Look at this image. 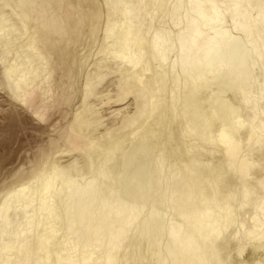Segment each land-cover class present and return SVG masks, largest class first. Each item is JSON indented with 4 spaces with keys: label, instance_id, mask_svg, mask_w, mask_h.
Returning <instances> with one entry per match:
<instances>
[{
    "label": "bare ground",
    "instance_id": "bare-ground-1",
    "mask_svg": "<svg viewBox=\"0 0 264 264\" xmlns=\"http://www.w3.org/2000/svg\"><path fill=\"white\" fill-rule=\"evenodd\" d=\"M139 1L146 4L147 12L149 13L151 10L149 6L155 0ZM188 1L191 7L190 10L194 14H203L205 12V15H201L202 18L198 16L202 21L204 20L203 26H213L210 24H215L214 22L224 17L220 9V6L225 5L220 4V1L224 0ZM239 1L240 3L238 0L237 2H233L231 8H229L231 16L226 15V17L230 16L232 19H235L240 14H244L246 18L248 17L247 21L242 22V24L239 21L241 29H244L242 31L246 33L245 36L252 38L250 44L253 47L255 46L258 55L264 62V36L262 37L264 25H261V22L264 23V0H255L254 3H252V0ZM39 2L40 0H0V63L3 65V71L0 74V162L3 161L2 158L13 162L12 167L9 166L10 162H8L9 171L5 169L6 172H9L8 177L6 176L7 178L5 177L0 181V264H88V261H92L93 264H126L123 260L125 258V251H127V244L132 237L138 234L137 230L142 232L141 229H143V233H145L144 228H156V225L159 227L160 222H163L160 220L161 215L157 214V207L153 203L150 213L146 214L147 216L145 215L146 219L142 217L145 219L143 220L140 217L143 215L145 206H147L145 205L147 201L144 199L148 196L149 192L160 189V187L159 189L156 187L160 184L159 180L163 179L162 175L167 168L172 174L175 173V175H171L172 179L171 176L168 178L174 180L172 181L173 185L165 184L172 187V193L167 194L168 196L166 195V197L172 194V197H170V199L172 198L170 200L172 202L168 201V203L170 202L173 207H176L178 210L177 216L181 222L167 223L166 229L164 228L162 231L156 229L169 235L168 244L165 242L167 250L162 247L165 244L164 240L162 242L159 241L158 244L162 243L161 249L166 250L164 252L168 254L166 257L170 258V261L167 260L169 264H208V257L200 248L199 238H205L215 233L218 230L217 228L220 227L221 221L223 220L222 223H224L226 218L229 217L230 213L228 215L224 213L227 210L225 209L226 207H221L227 200L223 201V204L221 201V203L219 202L221 209L218 206V202H215L214 206L210 207L204 200L194 202L190 208L186 207L197 189H199L202 179L213 183L215 190H217L215 177H212L216 169L213 173L211 170L213 165L210 163L212 166L208 168L205 162H203L205 167H199L198 161L202 153L200 151L196 152L194 149L196 154H201L199 157L196 154L194 156V151L192 148H188V145L182 149H177L170 139H168L167 144L169 147L167 149L159 148L161 119L158 118L161 116L154 117L152 108L154 104L149 98L147 87L151 91L150 96L159 97L164 95L165 90L168 88L167 83L171 80L170 98L174 100L177 93L180 95V97L179 95L177 96L180 98L179 101L181 98L183 100L186 99V103L190 101V107L185 106L187 109L190 108L187 110L190 113L187 112V114L189 113L188 115H190V119L194 123L192 124L190 121L191 123L189 124H192V126L196 124L201 125V118L213 115L214 108L212 109L211 105L213 104L215 107L217 103L223 109L225 108L229 115L234 112L240 113V116H242L241 123L246 124L244 120L248 119V125L246 124L248 128H245L246 130L242 133L240 132L242 131L240 127L239 129L236 128L239 121L237 120V124L235 123L236 121L234 122L236 124L235 128L241 133L237 132V136L230 135V127L227 128L226 126H221L218 134H216L217 138L215 140L220 143L219 148L221 146L224 150L225 155L223 154V157H225L228 163L239 165L250 159V154L246 152L249 146L257 152L264 150V139H261L257 145L250 144L255 135V130L264 128V101L258 98L259 95L264 96V91L259 90V88L256 90V86L252 84V93L247 94L245 86H237L236 83L235 86L237 88L228 92L225 90V80L210 81L215 77L206 80V78H209L208 75H213V70L209 74V71L211 72L210 69H212L211 58L209 59V56L212 55V58L215 56L211 53L215 51L216 41L217 44L219 41L217 46L223 49L226 40L222 41L221 39H223L224 34H231L232 30L229 32V28L228 32L224 33L226 28L217 27L206 33L204 31L205 27L200 25L202 21L198 24L194 20H187L186 24L184 23L186 25L185 27L183 26L184 29L180 33L177 32L179 33L178 36L174 37L175 40L170 45L169 40L173 35L170 34L172 31L165 25L168 23L161 24V28L152 31L150 40L147 38L150 27L143 20L140 3L133 5L128 0H76L75 2L72 0H48L50 9L54 5L56 6V8L54 7L56 11L52 12V10L47 9L44 5L40 7ZM184 3L185 1L181 0L177 2L176 6L174 5L176 14L186 8L187 1L186 6ZM222 9L224 8L222 7ZM50 11L51 14L48 15L47 13H50ZM188 13L191 12H187V15ZM252 13L255 15L249 21V15ZM180 14L179 16L177 15L179 18ZM191 14L193 15V13ZM177 16L175 15L174 17L176 18ZM238 17L237 21L240 20ZM242 17L241 19L243 20L244 17ZM186 18L188 17L186 16ZM191 18L193 19L190 16ZM86 19L90 20L92 34H95L99 30L102 20H105L102 35L103 40L101 46L99 45L100 52L104 57L93 63V66H95L94 71L88 72L87 76L85 74L86 80L82 92L81 105L79 109L73 111L75 92L72 76L73 69L75 68L73 67L74 60L71 52L75 44L82 38L84 33L83 23H85ZM169 20L172 23V19ZM180 22L178 24L177 22L175 23L178 25V29H180ZM223 22L226 21L224 20ZM223 22L221 21L220 23ZM173 25L171 24L174 28ZM230 34L228 35L230 36ZM169 35H172V37L170 38ZM238 35L236 37L240 36ZM219 36H222V38L219 39ZM225 36L224 38H227ZM229 36L227 39H229ZM231 36L233 38V34ZM246 43H249V41L244 42L237 38L231 45H229L230 43L228 44L227 56L232 60L235 66L233 68L239 70L237 71L239 72L237 76H248L252 71L250 70V65L245 67V63L249 62L247 56L243 55L242 51L245 50ZM173 45L175 50L177 49L175 57L172 56L173 54H170ZM246 50L250 51L251 48ZM217 51L219 52L221 49ZM170 55L173 59H170L172 58ZM222 55L224 54L222 53ZM249 59L251 60V58ZM214 60L215 58L212 59V61ZM215 64L217 63L215 62ZM169 68L172 69L169 70ZM177 68H182L183 74L172 73L171 70L175 71ZM219 69L221 70V66ZM119 71L121 72V78L115 81L113 94L108 93L107 90L103 92L100 89L98 90L99 85L104 82L109 74H115ZM215 71L214 74H220ZM60 72H62V75ZM58 74L61 75V80L56 79ZM200 90L203 93H200ZM253 94L257 96V100L250 98L249 95ZM97 96H99L98 100H101L98 107L89 101L92 97ZM128 97L134 99V109L132 111H129L128 106H125V100ZM187 99L189 100L188 102ZM104 105L110 109L107 115L100 114V108ZM183 108L180 109V113L183 112ZM223 109L222 114H224ZM172 113L174 114L175 112ZM214 113V116H216L218 112ZM184 114L185 116L187 115L183 113L181 116H184ZM113 117H119V121L110 126L106 125L101 131L99 130V133L96 132L97 134L94 133L95 130L105 125L107 119H112ZM169 117L175 116L169 114ZM206 118V121L204 120V124L200 127V131L204 129L203 132L205 133L206 130L208 136L207 130L211 129V124L207 122ZM146 119L150 121L148 120V122L144 123L143 121ZM185 121L188 122L189 120ZM184 122L182 120L183 124H185ZM205 122L208 125H205ZM221 122L223 123L224 121ZM204 125L205 127L208 126L207 129L203 128ZM185 126L182 127L183 130H185ZM196 127L193 129L195 130ZM193 129L191 130L194 132ZM185 131L187 132L188 130ZM192 131L189 132L193 134L192 137L194 139L196 138L194 134L197 131L194 133ZM204 133L199 134L200 139L203 140L200 142L198 140V143L207 140L206 138L208 137ZM212 134L210 133L209 139L212 137L214 142L213 138L215 137H213L214 134L211 136ZM134 135H138V139L140 137L142 140L141 144L143 143V146L141 145L142 148L139 145L141 149L140 153L142 154V156L139 154L141 160L139 156L136 157L139 149L134 150L130 148L131 150H128V148L127 150L130 151L127 152L128 154L121 153L120 157L118 154L116 155L114 149L120 146L119 150L121 145L128 144ZM201 136L204 137L202 138ZM189 137H191L190 134ZM97 139L100 140L101 152L92 156L90 149L93 146L91 145ZM37 140L39 141L35 144L34 142ZM193 141L192 143H194ZM29 142H33L35 145L28 147L30 146ZM86 144L89 146L88 149H84ZM197 144H193L194 147ZM193 145L190 146L189 144L190 147H193ZM201 145H198V148ZM214 145L212 144L210 148H215L216 145ZM76 148L81 151L82 161L75 157L63 160L66 154H69ZM190 150L194 157L199 158V160H195L197 165H199H196L197 167H193L190 164V159L189 163L187 162L186 158L187 155H190ZM14 151H17L19 155H15L14 157L13 153H16ZM155 151L157 153L154 154ZM168 153L172 154L170 162L167 160ZM1 155L3 156L2 158ZM10 157H14L13 160H10L12 159ZM109 160L114 161L117 169L121 165L120 169L123 172L127 168L134 166L135 160H139L141 165H144L146 162L150 163V165L143 170V173L140 172L142 168L141 170L134 169V177L132 176L130 180L126 177L128 185L123 194H120L117 188L114 191L111 189L112 192L108 194V192L104 191V180L106 181V178H109L111 174L105 170ZM178 160H181L179 166L177 165ZM193 161L194 159L192 163H195ZM226 161L225 164L227 165ZM47 164L51 165L52 169H54L53 171L51 169L53 172L51 175H49L51 171L49 174H41L42 170L46 172L43 167ZM166 164L167 166H165ZM145 165L147 166V163ZM230 165L228 164L227 166L230 168ZM94 166L97 168L98 175L92 178L90 175L95 170ZM134 167L139 168L138 166ZM259 167L258 164L250 167L248 171L244 172L245 176H248L249 172L252 174L253 170V173H255ZM233 168L235 167L233 166ZM46 169L48 170L47 167ZM0 170L2 169L0 168ZM115 173L118 174V172ZM119 173L121 174L120 171ZM131 173L132 171H130L129 177ZM120 174L116 178L120 179ZM126 174L125 176H127ZM149 177L152 180H149ZM243 179L246 180V177ZM256 179L260 180L257 182H261L259 186L263 188L264 171ZM80 180L84 181L81 182ZM257 182L254 183L256 187L253 184L250 186L254 187L252 188L253 191L249 188L244 193L249 196L250 193L256 191L254 189L259 188V186L257 188ZM70 188L72 191H69ZM167 189L164 191L165 193H168L166 192L168 191ZM163 195L165 194L163 193ZM160 197L163 198L165 196ZM230 197L228 200H230ZM259 199L262 200V198ZM255 200V203L261 202L258 199ZM226 204L224 206L228 205ZM257 206L255 208L260 207V205ZM260 218L262 219V217ZM240 221H243V219L241 218ZM248 221L243 223L244 229L249 225ZM250 222L254 221L251 219ZM261 222L263 223V221ZM163 225L165 224L160 225L161 228ZM182 229H186L185 233ZM152 231L154 232V229H151ZM242 231L246 230L241 229ZM260 231L264 230L251 231L249 233L251 238L249 239H254L256 242L263 236ZM136 232L137 234H135ZM151 232L149 234H152ZM237 232L240 233L238 229ZM237 232L236 234L234 233L235 236ZM156 233L155 231V234L151 235V239L158 235ZM149 234L146 235L149 236ZM238 235L240 236V234ZM161 236L165 237L166 235L161 234L160 239ZM143 237H140L142 238L141 241L145 239ZM140 238L137 240L140 241ZM254 245L256 246V250L264 247L263 244L259 248L258 243ZM159 248L156 249L158 250ZM156 249L154 250L155 252ZM240 250H238L239 253L241 252ZM154 251H152L153 254ZM224 255L226 257L223 251L219 253L215 252L213 257L216 262H223ZM225 257L224 260H226ZM28 260H31V262L27 263ZM258 260H244L238 264H252Z\"/></svg>",
    "mask_w": 264,
    "mask_h": 264
},
{
    "label": "rangeland",
    "instance_id": "rangeland-1",
    "mask_svg": "<svg viewBox=\"0 0 264 264\" xmlns=\"http://www.w3.org/2000/svg\"><path fill=\"white\" fill-rule=\"evenodd\" d=\"M72 1H76V0H72ZM179 1H181V0H155L154 1V3L153 4H151V6H149V7H151V10H150V12L148 13L147 12V7H146V4L144 3V2H142V3H140V1L139 0H128V2H130L131 4H133V5H138L139 3H140V10H141V12H142V17H143V20L145 21V23L150 27V32H149V36L147 37V38H149V40H150V36L152 35V31H156V30H158L159 28H161L160 26H161V24H165V23H168V24H165L166 26H167V28L168 29H170L172 32H170V34H172L173 35V37H172V35H169L170 36V38L171 39H173V40H169V43H171L170 45H172L173 44V42L172 41H174L175 39H174V37H176V35L178 36V34L182 31V29H184V27L186 26V25H184V23L185 22H187V20L188 21H190V20H194L195 22H197L198 24L202 21V17H201V15L203 16V15H205V12L203 13V14H194V12H192L191 10H190V3H189V1L188 0H184L185 1V6H186V1H187V6H186V8H188L189 7V9H187L186 10V8H184V9H182V11H180L179 13H181L182 14V16H181V14H180V18L178 17L179 16V13L178 14H176L175 13V6H176V4H177V2H179ZM234 1H236L237 2V0H232V1H230V0H224V1H220V4H225L224 6H222L224 9H222V7L220 6V4H218V6H220V9H221V12H222V15L225 17V19H224V17L222 18L221 17V19L219 20L220 22L222 21H226V22H223V23H220L219 21H217V22H214L215 24H210V25H213V26H209L208 27V25H207V27L206 26H203L202 24H203V21L200 23V25H202L203 27H205L204 28V31L206 32V33H208L209 31H211L212 29H214V28H217V27H222V28H226L225 29V32L224 33H226V32H228V30H229V28H230V31L229 32H231V30H232V33L231 34H233V38H231L232 36H231V34L230 33H226V34H224L223 35V39H221L222 38V36L219 38V39H221L222 41L223 40H226V44H227V42L229 41V39H230V41L228 42V44L229 45H231V43L232 42H234L237 38L238 39H241V40H243L244 42L246 41H249V43H246V47L244 48L245 50H242L243 51V55H246L247 56V59H248V61L249 62H247V63H245V67H248L249 65H250V70H252L250 73H249V75L247 76V75H242V76H237V74H239V72H237V71H239V70H236V68H233V67H235L234 66V64H233V62H232V60L227 56V49H228V44H227V46H225L226 44L224 43V46H223V49H222V47H220V46H217L218 44H219V41H218V44H217V41H216V46L218 47V49H216L217 47L215 46V51H214V53H211V54H214L215 56L213 57V58H215V62L217 63V64H215V62L214 61H212V55H210L209 56V59L211 58V61H210V63H211V67H212V69H210L211 70V72L209 71V74L210 73H212V70H213V75H208L209 76V78H206V80H209L211 77H215L214 79L212 78V80H210V81H212V82H216V81H219V80H221V81H223V80H225V90H227L228 92H230V91H232L233 89H235V88H237L236 86H235V84L237 83V86H239V85H242V86H245L244 88L246 89V91H247V94H251L252 93V90H253V88H252V84L254 85V86H256V90H258V88H259V90L261 89V91H264V62H263V59L262 58H260V56L258 55V53H257V49H255V46L253 47L251 44H250V42L252 41V38L249 36V37H247V36H245L246 35V33L244 32V31H242V29H241V24H242V22H245V21H247L246 19L248 18H246L245 17V15L244 14H240V15H238V16H240V17H238V19L240 18V20H238L237 21V17L234 19H232V17H230L231 15H230V9L229 8H231V6H232V4H233V2ZM170 2V3H169ZM175 2V3H174ZM222 2V3H221ZM232 2V3H231ZM238 2L240 3V1L238 0ZM255 2V0H252V3H254ZM172 4V5H171ZM188 4H189V6H188ZM42 5H44L47 9H49V10H52V12L55 10V8H56V6L54 5V7L52 8V9H50L49 8V5H48V0H40V2H39V6L40 7H42ZM175 5V6H174ZM227 5V6H226ZM67 6V5H66ZM174 9V10H173ZM184 10H186L187 12H191V13H193V15L191 14V13H188V15L189 14H191V15H187V12L186 11H184ZM190 10V11H189ZM56 11V10H55ZM54 11V12H55ZM171 11H173L172 13H171ZM204 11V10H203ZM245 11V10H244ZM175 13V14H174ZM227 13V14H226ZM0 14H1V11H0ZM48 15L49 14H51V11H50V13H47ZM173 14V15H172ZM177 16L176 18H177V20H175L176 18L174 17V16ZM194 15H196V16H194ZM226 15H230V16H227L226 17ZM254 13H252L251 15H249V21L254 17ZM172 16V17H171ZM186 16L189 18H186ZM190 16L191 17H193V19L191 18L190 19ZM198 16H200L199 18H198ZM244 17V19L242 20L241 19V17ZM183 17V18H182ZM194 17H196L195 19H194ZM230 17V18H229ZM242 17V18H243ZM89 18V17H88ZM185 18H186V21H185ZM90 19V18H89ZM89 19H86L85 20V23H83V35H82V38L75 44V48L73 47V51L71 52L72 53V56H73V60H74V68L75 69H73V76H72V78H73V81H74V92H75V96H74V98H75V100H74V103H73V111H76L77 109H79L80 108V105H81V98H82V92H83V89H84V83H85V80H86V76H87V73L89 72V73H91L92 71H94V68H95V66H93V63L96 61V60H98V59H100V58H102V57H104V55L100 52V49H99V45L101 46V42H102V40H103V28H104V22H105V20H102V24H101V22H100V26H99V30L95 33V34H92L91 33V23H90V20ZM104 19V18H103ZM169 19H172V23L170 22L171 20H169ZM197 19H199V20H197ZM204 19V18H203ZM227 19V20H226ZM168 20V21H167ZM173 20H175V22H173ZM181 22H180V21ZM231 20H234V21H231ZM242 20V21H241ZM167 21V22H166ZM183 21V22H182ZM239 21H240V23H239ZM177 22V24H178V22H180L179 23V27H180V29H178V25L177 24H175ZM231 22H233V23H231ZM217 23V24H216ZM236 23V24H235ZM237 23H239V24H237ZM250 23V22H249ZM260 23V22H259ZM29 24H31V22H29ZM171 24L174 26V28L171 26ZM186 24V23H185ZM169 25V26H168ZM176 25V26H175ZM229 25V26H228ZM261 25H264V23H262L261 22ZM102 26V27H101ZM182 26V27H181ZM184 26V27H183ZM215 26V27H214ZM233 26V27H232ZM236 26H237V28H238V30H237V28H236ZM235 27V28H234ZM207 28V29H206ZM176 29V30H175ZM235 31H234V30ZM227 30V31H226ZM244 30V29H243ZM176 31V32H175ZM241 31H242V33H241ZM88 32V33H87ZM177 32H179V33H177ZM90 34H91V36H90ZM228 34H230V36L228 35ZM240 36H239V35ZM241 34H242V36H241ZM262 34V33H261ZM97 35V36H96ZM225 35H227V36H225ZM239 36V37H236V36ZM84 36V37H83ZM94 36V37H93ZM224 36L225 37H227L228 38V36H229V39H227V38H224ZM243 36H245V37H243ZM264 36V34H262V37ZM241 37H243V38H241ZM93 39V40H92ZM233 39V41H231ZM248 39V40H247ZM228 40V41H227ZM81 41V42H80ZM148 42V41H147ZM169 43H168V45H169ZM250 44V45H249ZM250 46V47H248V46ZM248 47V48H247ZM173 48H174V45L172 46V52L170 53L173 57H175V55L177 54V49L175 50V48H174V50H173ZM225 48H226V51H225ZM251 48V50L249 51V50H246V49H250ZM219 49H221V51H217V50H219ZM223 50V51H222ZM246 51V52H245ZM253 51V52H252ZM218 53V54H216V53ZM226 52V53H225ZM250 52V53H249ZM226 54V56H224V55H222L221 56V54ZM246 53V54H245ZM247 53H248V55H247ZM252 53V54H251ZM255 53V54H254ZM75 55V56H74ZM170 55V57H172ZM249 55H251L249 58H251V60L248 58V56ZM253 55H255L254 57H253ZM258 55V56H257ZM173 57L172 58H170V59H173ZM225 57V58H224ZM256 57V58H255ZM76 58V59H75ZM224 60H223V59ZM228 58V60H226ZM258 58V59H257ZM217 60V61H216ZM225 63H229V64H225ZM260 61V62H259ZM213 62V63H212ZM218 63H220L219 65H218ZM76 64V65H75ZM222 64V65H221ZM263 64V65H262ZM214 65V66H213ZM217 65V66H216ZM220 66H221V70L219 69L220 68ZM222 66H223V68H222ZM3 67V65L0 63V74L2 73V68ZM219 67V68H218ZM255 68V69H254ZM139 69V68H138ZM137 69V70H138ZM170 69H172V68H169V70ZM178 69V70H177ZM177 69H175V71L174 70H171L172 71V73H174V74H177V73H181V74H183V71H182V68H177ZM179 69H180V71H179ZM215 69H216V71H215ZM240 70H241V68H239ZM176 70H177V72H176ZM214 71L215 72H219L220 74H218V73H215L214 74ZM176 72V73H175ZM171 73V72H170ZM171 73V74H172ZM254 73V74H253ZM60 74L62 75V72H60ZM85 74H86V76H85ZM180 74V75H181ZM61 75H57V77H56V79L57 80H61L60 79V77H61ZM215 75V76H214ZM253 75V76H252ZM217 76V77H216ZM251 77V78H250ZM119 78H121V72L119 71V72H116L115 74H109L106 78H105V80H104V82L103 83H101V85H99V87H98V90L100 89V91L101 92H103V91H105V90H107L108 91V93H111V94H113L114 93V89H115V81H117ZM218 79V80H217ZM72 80V79H71ZM201 80H205V79H201ZM169 83H167V86H168V88L165 90V92H164V95H162V96H159V97H155L154 95H152V96H150L151 95V91H150V89H149V87H147V90H148V95H149V98H150V100L153 102V106H152V108H153V111H154V117H158V116H161V117H159L158 119H161V121H160V132H159V134H160V140H159V148L160 149H167V147H169V145L167 144V142H168V139H170V141L172 142V144H174L175 145V147L177 148V149H182V148H184L185 146H187L188 148H192V150L194 151L193 153H194V156H200L201 154H196V152L198 151H200V153H202V158H201V156H200V160H199V158H196V157H194L192 154H191V150H190V155H187V162L189 161V159H190V164H192L193 165V167H197V166H199V165H197V162H195V160H199L198 161V164H200V166L199 167H205V165H204V163L203 162H205L206 163V167H210L211 168V166H212V168H211V170H212V172L213 171H215V169H216V172L212 175V177H215V182L217 183V190H215V187H214V184L213 183H210L209 181H206L205 179H202V181L200 182V186H199V189H197V191L195 192V194L193 195V197L191 198V200H190V202H189V204L186 206V207H188V208H190L191 206H192V204L194 203V202H196V201H199V200H204L205 201V203L208 205V206H210V207H213L214 206V204H215V202L217 203L218 202V204H219V202L221 201L222 202V204H223V201L225 202L226 200L227 201H229L227 204H226V202L224 203V204H226L227 206H224V204L221 206L222 208H225V209H227V210H225V212L224 213H227V215H228V213H230V215H228L229 217L228 218H226V221L224 222V223H222L223 222V220L221 221V224L219 225L220 227H218L217 229L218 230H216L215 231V233H213L212 235H210V236H208V237H205V238H199V245H200V248L202 249V251L207 255V257H208V264H219V263H221L222 261H219V262H216V260L214 259V257H213V255H214V253L215 252H221V251H223V254H226V257H225V255L223 256V264H230V261L233 263V264H238L240 261H244V260H258V259H260V260H258L257 262H253L252 264H257L258 262V264H264L263 262H264V247H262V249H260L259 248V246H262L261 244H263V246H264V231H260V232H262V237H260L256 242L254 241V239H249V238H251V236H250V232L252 231V232H254V231H256V230H264V203L263 204H261L262 202H264V187L262 188L261 186H259L260 184L259 183H261V182H257V181H260V180H257L256 178L264 171V150H260V151H256V150H254L252 147H248L247 148V150H246V152L248 153V154H250L249 155V158L250 159H248L247 161H245V162H243L242 164H235V163H228L227 161H226V159H225V157H223L224 155H225V152H224V150L222 149V147L220 146V148H219V145H220V143L217 141V140H215L216 138H217V135L216 134H218V132H219V128L221 127V126H226L227 128L228 127H230V128H232L231 130H230V128H229V134L230 135H232V136H237V132L239 131V130H237L236 128H238L239 129V127H240V130H242V131H240L241 133L242 132H244L248 127H246V124L248 125V123H247V121H248V119H245L244 121H246V124H243V123H241L242 122V116H240V113H237V112H234L233 114H228V111H226V109H225V111H224V109L220 106V105H218V103L215 105V107L213 106V104L211 105L212 106V109H213V115H211V116H204L206 119H207V122L209 123V124H211V129L210 130H207L208 131V133H209V135L207 136V132H206V130H205V133L203 132L204 131V129H202L201 131H200V127H201V125L202 124H204V120H205V118H204V120H203V118H201V120H202V124L200 125V124H196L197 125V127H196V125L194 126V127H196L197 128V130H196V128H195V130L193 129L194 127L192 126V124H194L193 123V121H191V117H190V115H188L190 112L189 111H187V110H189L190 108H188L187 109V107L186 106H189L190 105V101L187 99V102L188 103H186V99H182L181 98V100L179 101V97H180V95L179 94H177L176 93V95L178 96L179 95V97H177L176 96V98L173 100L172 98H170V94H171V86H172V83H171V80H169L168 81ZM171 84V85H170ZM76 86V87H75ZM202 92V90H200V93ZM203 93V92H202ZM250 96V98L252 99V100H257V96L256 95H249ZM98 98H99V96H97V97H92L91 99H89V101H90V103L91 104H95L97 107L99 106V104H100V102H101V100H98ZM258 98L260 99V100H263L264 101V96H262V95H259L258 96ZM79 101V102H78ZM183 101V102H182ZM184 103H186V104H184ZM125 106H128V110L130 111H132V109H134V99L132 98V97H128L126 100H125ZM186 105V106H185ZM218 106H220V107H218ZM182 107H184L185 109H186V112H185V109L183 108V112L182 113H180V109L182 108ZM190 107V106H189ZM101 110H100V114H102V115H107L108 114V112L110 111V109H109V107L108 106H106V105H104V106H102L101 108H100ZM219 109H221L220 111H218ZM222 109H223V112H224V114H222ZM172 112H175L174 114L172 113ZM187 112H189L188 114H187ZM214 112H218L217 114H216V116H214L215 115V113ZM221 112V114H219ZM225 112H227V113H225ZM183 113H186L187 115V117L185 116V114H184V116L182 115L181 116V114H183ZM169 114H172V116L174 115L175 117H172V118H170L169 117ZM220 115V116H219ZM227 115H229V116H227ZM170 120H169V119ZM185 118H187V119H185ZM189 118V119H188ZM117 119V120H116ZM119 117H113L112 119L110 118V119H107L105 122V125L104 126H101L99 129H97V130H95L94 131V133H99L101 130H102V128L103 127H106V125L107 126H110L111 124H114V123H117L119 120ZM208 119H209V121H208ZM116 120V121H115ZM148 120L149 119H146L145 121H143L144 123L145 122H148ZM182 120H183V122L185 121V120H189L188 122H184L185 124H183L182 123ZM226 120V121H225ZM240 122H238V121ZM150 121V120H149ZM192 122V124H189V123H191ZM206 121V120H205ZM221 121H224L223 123L221 122ZM236 121V122H235ZM207 122H205V125H208V123ZM237 124V122H238V124H237V126H236V124ZM249 122V121H248ZM245 123V122H244ZM141 124H143V123H141ZM183 124V125H182ZM188 126H187V125ZM224 124V125H223ZM229 124V125H228ZM233 124V125H232ZM240 124V125H239ZM186 125V126H185ZM205 125H204V127L203 128H206L207 129V127L208 126H206L205 127ZM228 125V126H227ZM183 126H185L184 127V129L185 130H188L187 132L185 131V130H183ZM191 126V127H190ZM199 126V127H198ZM235 126H236V128H235ZM189 127H190V129H189ZM246 128V129H245ZM191 129H193L194 130V132H196L195 134H194V136L196 137V138H194L193 139V137H192V135L193 134H191V132H189V131H192ZM100 130V131H99ZM185 131V132H184ZM231 131V132H230ZM193 132V131H192ZM193 132V133H194ZM198 132H200V133H198ZM217 132V133H216ZM240 132H238V133H240ZM96 133V134H97ZM186 133V134H185ZM201 133H204V135H206L208 138H206L207 140L209 139V136H210V133L212 134H214V136H213V134L211 135V136H213V137H215V138H213L215 141L213 142V140H212V137H210L211 139H209L208 140V142H207V140H204V142L207 144H205L204 142H202V143H198V140H199V142L201 141V140H203V139H200V136H199V134H201ZM240 133V134H241ZM189 134H190V136L192 137H189ZM236 134V135H235ZM240 134H238V135H240ZM254 137H253V140L250 142V144L252 145V144H254V145H257V144H259V141L261 140V139H264V128H260V129H257V130H255V132H254ZM185 135H186V138H185ZM198 135V136H197ZM138 135H134L133 137H131V140L128 142V144H124L123 146L121 145V150H123V148H124V150L123 151H121L120 149L118 150V148L120 147V146H118V147H116L115 149H114V153H116V155L118 154L119 155V157L121 156V153L123 154V153H125V154H128L127 152H130V151H128V150H131L132 148L134 149V150H138L137 151V153H136V157L137 156H139V154H141L140 153V147H139V145L141 146L142 144H141V142H142V140L140 139V137H139V139H138V137H137ZM205 136V137H206ZM202 138L204 137V136H201ZM134 138H136V139H134ZM42 139V138H41ZM137 139H138V142H137ZM197 141H196V140ZM133 140H135L134 142H133ZM194 140V141H193ZM31 141V140H30ZM39 140H37L36 142H34L35 144L38 142ZM192 141L194 142V143H192ZM135 142H136V144H135ZM187 142H190V143H187ZM219 144H218V143ZM31 143H33V142H29V145L30 146H28V147H33V146H31V145H35L34 143L33 144H31ZM146 143V142H145ZM198 143V144H197ZM209 143V144H208ZM211 143V144H210ZM214 143H216L215 145H214ZM130 144V145H129ZM132 144H134L133 146H132ZM138 144V145H137ZM189 144H190V146L191 145H195V144H197L195 147H197V148H195L194 147V145H193V147H190L189 146ZM200 144H202L201 145V147H203V148H206V149H203V148H201L200 146V148H198V145H200ZM204 144H205V146H204ZM212 144L215 146V148H216V151H215V148L214 147H211L210 148V146H212ZM217 144H218V146H217ZM125 145H126V147H125ZM91 146H93L90 150V153H91V155L92 156H94V155H97V154H99L100 152H101V144H100V140L99 139H97L94 143H93V145H91ZM129 146V147H128ZM143 146V145H142ZM142 146H141V148H142ZM207 146H209V147H207ZM136 147V148H135ZM88 149L89 148V146L86 144V147L84 146V149ZM129 148V149H128ZM131 148V149H130ZM128 149V150H127ZM196 150V152H195V150ZM199 149V150H198ZM208 149V150H207ZM264 149V148H263ZM117 150H118V153H117ZM205 150H207V151H205ZM213 150H214V152H213ZM222 150H223V152H222ZM116 151V152H115ZM212 151V152H211ZM14 152H16V153H13V155H14V157H15V155L16 156H18L19 154H18V152H19V150H18V152L17 151H14ZM3 153V152H2ZM20 153V152H19ZM155 153H157V151H155L154 152V154ZM196 154V155H195ZM224 154V155H223ZM12 155V156H13ZM81 151H80V149L78 150L77 148L75 149V150H72L69 154H66L65 156H64V159L63 160H68V159H72L73 157H75V158H79L81 161H82V159H81ZM157 155V154H156ZM155 155V156H156ZM125 156V155H124ZM141 156H142V154H141ZM141 156H139L140 157V160H141ZM154 156V157H155ZM189 156V157H188ZM3 156L1 155V158H2ZM14 157H10V158H12V159H10V160H13V158ZM138 157V158H139ZM194 157V158H193ZM137 158V159H138ZM171 158H172V154H170V153H168V162H170V160H171ZM194 159V161L193 162H195V163H192V160ZM252 159V160H251ZM2 160L4 161H1L0 163V168L2 169V170H0V175H1V173H2V177L0 176V181L2 180V179H4L6 176L8 177V173L9 172H6V171H9L8 169H10V167H12L11 165H12V163L13 162H11V161H8L9 159H4V158H2ZM80 161V162H81ZM202 161V162H201ZM211 161V162H210ZM225 161L232 167H230L229 168V166H227L226 164H225ZM8 162H10V165H9V163ZM137 162V163H136ZM200 162V163H199ZM208 162H209V164H208ZM2 163H4L5 164V166H3L4 164H2ZM117 163H118V161H117ZM135 164H134V166H138L139 168H137V167H134V166H132V167H134V168H127V170L125 171V172H123L121 169H120V166H118V169H117V167H116V164L114 163V161H112V160H109L108 162H107V167L105 168V170L107 171V172H109V173H111L112 174V172H113V174L115 175V177H114V175L112 174H110V177L109 178H106V181L104 180V188H105V190L104 191H106V193L108 192V194H110L111 192H112V190L114 191V190H117L118 189V191H120L119 193L120 194H123V192H124V190L126 189V187H127V185H128V180H130L131 178H132V176L135 174L134 172H135V170L134 169H136V170H141V168H142V171H140V172H144L143 170H145V168H147L148 167V165H150V163L148 164V162H146L147 163V166L145 165L146 163H144V165L142 164L141 165V162L139 161V160H135V162H134ZM139 163V164H138ZM167 163V162H166ZM189 163V162H188ZM203 163V164H202ZM212 165H211V164ZM137 164V165H136ZM181 164V160H178V166ZM202 164V165H201ZM234 164V165H233ZM259 165L260 167L259 168H257V170H256V172L255 173H253L254 172V170H253V172H252V174L249 172V175L248 176H245V171H248L249 170V168L250 167H253L254 165ZM10 167H9V166ZM139 165H141V166H143V167H141V166H139ZM197 165V166H196ZM236 168H233V166ZM8 166V167H7ZM144 166H146V167H144ZM165 166H167V164L165 165ZM46 167L48 168V170L46 169ZM215 167V168H214ZM44 169H45V171L46 172H44L43 170H42V172H41V174H45V173H47V174H49L50 173V171H51V169H52V166L51 165H44V167H43ZM94 168H95V170H93L92 172H91V177L92 178H95V177H97V175H98V171H97V168H96V166H94ZM144 168V169H143ZM238 168V169H237ZM5 169H6V171H5ZM117 169V170H116ZM217 169H219L218 171H217ZM232 169H234V170H232ZM54 169H52V171H53ZM252 170H250V171H252ZM1 171H3V172H1ZM51 171V173L49 174V175H51L53 172ZM119 171L121 172V174L119 173ZM130 171H132V173H131V176L129 177L128 175H130ZM44 172V173H43ZM115 172H118V174L117 173H115ZM128 172V173H127ZM94 173V174H93ZM127 175V176H125V174ZM4 174V175H3ZM120 174V179L119 178H116V177H118V175ZM174 175H175V173H173ZM173 174L168 170V168L165 170V172L163 173V175H162V177H163V179L161 180H159V185L156 187V188H158L159 189V187H160V191L159 190H153V191H151V192H149L148 193V196H146V198L144 199V200H146L147 202V204H145V201H144V204L145 205H147V206H145V208H144V211H143V215L140 217V218H142V217H144L145 219H146V214H149L150 213V209H152L153 208V204L154 205H156V210L158 211L157 212V214H159V216H160V220L161 221H163V222H160V224H159V227L156 225V228H148L149 229V231L151 232V229H154V232L152 231L151 233L153 234H155V231L157 232L156 233V235L158 234H162V235H166L165 237H163V236H161V239L159 238L160 237V235H159V237H158V235L154 238L153 237V239H151L152 238V234H149L148 233V229L147 228H144V230H145V233H146V231H147V235L149 234V236H147L145 233H143L144 231H143V229H141L142 230V232H140L139 230H137L138 231V234H137V232L135 233V234H137L135 237H132L130 240H129V242H128V244H127V248H126V250L127 251H125V254H124V262L126 263V264H154L155 262H156V260H157V262L155 263V264H166V263H168L170 260V258H167L166 256H168V254H166V252H164V251H166L167 250V241L169 240V235H167L168 233L167 232H165V233H167V234H164L163 232H160V231H162V230H164V228L166 229V227H167V225L169 224V223H180L181 221L179 220V217L177 216L178 215V210L176 209V207H173V205L170 203V202H172V201H170V200H172V198L170 199V197H172L171 195L172 194H170V196L169 197H166V195L167 194H169V193H172V187H169V186H166L165 184H167V185H169V184H171V185H173L172 184V181H174V180H171L172 179V176H173ZM172 175V176H171ZM4 176V177H3ZM86 176V175H85ZM111 176H112V178H111ZM171 176V179H168L169 177ZM6 177V178H7ZM128 178V180H127V178ZM134 177V176H133ZM167 177V178H166ZM201 177V176H200ZM244 177H246V180L245 179H243ZM249 177H251V178H249ZM114 178H116V179H114ZM247 178H248V180H247ZM83 179V178H82ZM85 179V178H84ZM108 179H110V180H108ZM152 180V178L151 177H149V180ZM165 179H167V180H165ZM174 179V178H173ZM113 181V184H112V181ZM116 180V181H115ZM127 180V181H126ZM81 181V180H80ZM82 181H84V180H82ZM81 181V182H82ZM115 181V182H114ZM118 181V182H117ZM160 181H162V182H160ZM166 181V182H165ZM169 181V182H168ZM171 181V182H170ZM254 181H256L257 182V188H258V186H259V188L258 189H254V190H256V191H254V192H252L253 191V189L252 188H254L253 186L252 187H250L252 184L254 185V183H256V182H254ZM262 181V180H261ZM109 182V183H108ZM110 182H111V185H110ZM121 184H120V183ZM168 182V183H167ZM117 183H119V184H117ZM106 184V185H105ZM115 184V185H114ZM158 184V183H157ZM161 185V186H160ZM256 185V184H255ZM254 185V186H255ZM111 186V187H110ZM166 187V189H167V187H168V191H166V192H168V193H165L164 191L166 190L165 189V187ZM263 186V185H262ZM101 187V186H100ZM115 187V189H113ZM162 187H163V191H162ZM248 187V188H247ZM256 187V186H255ZM117 188V189H116ZM171 189V191L169 192V190ZM247 188V189H246ZM250 188V190H252L251 192L252 193H250V191H248L249 193H250V195L248 196V195H246L245 193H244V191L246 190V192H247V190ZM112 189V190H111ZM262 189V190H261ZM110 190V191H109ZM69 191H72V189L70 188V190ZM122 191V192H121ZM162 191V192H161ZM261 192V193H260ZM163 193L165 194V195H163ZM162 194V195H161ZM245 194V195H244ZM232 195V196H231ZM243 195H244V197H243ZM263 195V196H262ZM160 196H165V197H160ZM168 196V195H167ZM231 196V197H230ZM258 196H260V197H258ZM262 196V197H261ZM230 197V200H228V198ZM250 199H249V198ZM149 198V199H148ZM167 199V200H163V199ZM232 198V199H231ZM246 198V199H245ZM248 198V199H247ZM259 198H262V200L261 199H259ZM157 199H158V201H157ZM242 199V200H241ZM245 199V200H244ZM255 199H258L259 201H261L260 203L259 202H257V203H255L254 201H256ZM159 200H161V201H159ZM257 200V201H258ZM155 201V202H154ZM168 201H170L169 203L171 204H169L168 203ZM1 202V201H0ZM157 202V203H156ZM220 202V203H221ZM153 203V204H152ZM1 204V203H0ZM246 204H248V205H246ZM252 204V205H251ZM254 204V205H253ZM220 205L221 204H219L218 206H219V208H220ZM256 205H260V207H258V208H255L256 207ZM262 205V206H261ZM249 206V207H248ZM252 206V207H251ZM148 208V209H147ZM217 209H219L218 207H216ZM253 208V209H252ZM255 208V209H254ZM221 209V208H220ZM251 209V210H250ZM241 211V212H240ZM260 211V212H259ZM255 212V213H254ZM251 213H253V214H251ZM244 214V215H243ZM259 214V215H258ZM146 215V216H145ZM242 215H243V217H242ZM255 215V216H254ZM245 216V217H244ZM253 218H252V217ZM234 217V218H233ZM240 217V218H239ZM260 217H262V219L260 218ZM144 218H142L143 220H145ZM162 218V219H161ZM238 218H239V221H238ZM243 219V221H240V219ZM250 218V219H249ZM141 219V220H142ZM222 219V218H221ZM233 219V220H232ZM246 219V220H245ZM251 219H252V221H254V222H250L251 221ZM143 220H142V222H143ZM237 220V222H235ZM249 220V221H248ZM139 221H140V219H139ZM248 221V228L246 227V229H244L243 228V226H244V222H247ZM261 221H263V223L261 222ZM239 222H241V224H239ZM168 223V224H167ZM237 223V224H236ZM251 223V224H250ZM253 223H255V224H253ZM162 224H165V225H163L162 226V228H161V226L160 225H162ZM241 225V226H239V225ZM230 225V226H229ZM232 225V226H231ZM235 225V226H234ZM263 225V226H262ZM246 226V225H245ZM158 227V228H157ZM240 227H242V228H240ZM147 229V230H146ZM160 230V231H157V230ZM236 229V230H235ZM237 229H238V231L240 232V233H238L237 232ZM240 229V230H239ZM241 229H243V230H246V231H242L241 232ZM248 229V230H247ZM254 229H256V230H254ZM183 230V232L185 233V231H186V229H182ZM235 230V231H234ZM160 232V233H159ZM236 232H237V235L235 236V234H236ZM140 233V234H139ZM143 233V235H144V237H143V235H141ZM235 233V234H234ZM242 233V234H241ZM243 233H244V235H243ZM238 234H240V236L238 235ZM139 235V236H138ZM143 237V238H145V239H143V241H141L142 240V238H140L141 236ZM246 235H247V237H246ZM146 236V237H145ZM140 238V241H138L139 240V238ZM146 238H148V239H146ZM163 238V239H162ZM237 238V239H236ZM238 238H240V239H238ZM138 239V240H137ZM151 239V240H150ZM148 242H147V241ZM149 240H150V242H149ZM153 240V241H152ZM164 240V241H163ZM237 240V241H236ZM145 241V242H144ZM159 241L160 242H166L164 245H165V247H164V245L162 246L163 248H165L166 250H163V249H161L162 247H161V244L162 243H160V244H158L159 243ZM253 241H254V243H253ZM262 241V242H261ZM140 242V243H139ZM259 242H261V243H259ZM152 243H154V245H152ZM256 243H258L259 245H258V250H256V246L254 245V244H256ZM254 245V246H253ZM96 246H97V244H96ZM155 247V248H153V247ZM160 247V248H159ZM237 247V248H236ZM253 247H254V249H253ZM156 248H159L158 250L156 249ZM153 249V250H152ZM156 249V252L154 251ZM239 249H241L240 251V253L238 252V250ZM152 251H154V254H153V252ZM161 251V252H160ZM155 253H157V254H155ZM162 253H163V255H162ZM168 253V252H167ZM152 254H153V256H152ZM166 254V255H165ZM156 255V256H155ZM228 255V256H227ZM240 255V256H239ZM163 256V257H162ZM166 258H165V257ZM154 257H156V258H154ZM161 257V258H160ZM224 257H225V259L226 260H224ZM153 258V259H152ZM158 258H159V260H158ZM155 259V260H154ZM154 260V261H153ZM167 260H169V261H167ZM133 261V262H132ZM153 261V262H152ZM159 261V262H158ZM29 262H31V260H28V262L27 263H29ZM225 262V263H224ZM250 262V261H249ZM221 263V264H222ZM231 263V264H232ZM88 264H93L92 263V261H88ZM169 264V263H168ZM248 264H250V263H248Z\"/></svg>",
    "mask_w": 264,
    "mask_h": 264
}]
</instances>
